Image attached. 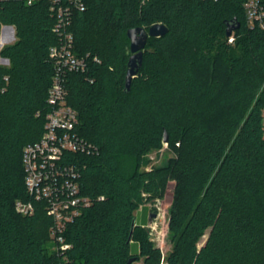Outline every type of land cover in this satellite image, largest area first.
I'll list each match as a JSON object with an SVG mask.
<instances>
[{"label":"trees","instance_id":"obj_1","mask_svg":"<svg viewBox=\"0 0 264 264\" xmlns=\"http://www.w3.org/2000/svg\"><path fill=\"white\" fill-rule=\"evenodd\" d=\"M243 2L86 0L75 12V50L99 61L67 74L68 103L98 152L68 154L93 199L66 231L68 262L53 250L45 203L32 214L16 208L29 198L24 147L44 130L55 18L43 2L2 3L0 30L15 25L17 40L1 50L10 64H0V264H162L146 216L171 180L168 264H264V29L247 26ZM158 22L169 31L149 37L127 92V31ZM165 132L174 155L146 169Z\"/></svg>","mask_w":264,"mask_h":264},{"label":"built area","instance_id":"obj_2","mask_svg":"<svg viewBox=\"0 0 264 264\" xmlns=\"http://www.w3.org/2000/svg\"><path fill=\"white\" fill-rule=\"evenodd\" d=\"M5 1L9 0H0V6ZM25 2L28 5L38 2L47 4L49 13L55 18L52 30L57 34L58 42L51 45L48 51L54 74L46 99L48 108L44 130L38 140L28 143L23 150L22 162L29 198L18 199L16 208L20 213L32 214L36 201L45 203L52 218L49 232L53 250L68 262V251L72 248V243L67 240L66 231L83 209L93 202L90 196L82 192L80 168L69 160L68 154H93L98 152V147L78 131V111L68 103L66 77L69 72H88L90 62L99 61V57L92 56L89 52L78 54L75 50V37L72 31L74 14L86 9V0H25ZM243 7L247 26L250 29H264L263 2L244 0ZM6 30H9L10 41L4 38ZM15 36H17L15 25L1 24L0 51L11 43ZM234 39L233 32L229 36V42H234ZM0 63L10 64V59L2 57L1 52ZM98 198L103 199L104 196Z\"/></svg>","mask_w":264,"mask_h":264},{"label":"rangeland","instance_id":"obj_3","mask_svg":"<svg viewBox=\"0 0 264 264\" xmlns=\"http://www.w3.org/2000/svg\"><path fill=\"white\" fill-rule=\"evenodd\" d=\"M5 32L6 33H4L5 35L4 38L7 41H10L11 38L9 35V30L8 31L6 30ZM16 39L17 36H15L12 42L11 43L9 42L7 45L14 43ZM173 155L174 152L173 149L169 146V142L166 143L163 142V146L160 149L153 148L145 154V157L148 158L150 162L147 166H143V167L149 169L152 165L155 166L166 165L168 159ZM174 185H175V181L171 180L168 185V188L166 189V192L162 197L157 198L154 202H148V209L146 216L147 224L145 227L149 231L151 240L154 242L156 246H159L162 250L164 257V261L162 262V264H168L165 259L173 246L168 223H169L170 210H171L173 193H174ZM150 216L152 217L150 218ZM141 219H142V212L140 210L136 212V221L138 225L141 223ZM150 219H151V223L149 222ZM208 232L209 230L205 233L204 236H202L199 239V245L205 243L208 237ZM132 264H144V259L140 261H136Z\"/></svg>","mask_w":264,"mask_h":264},{"label":"water","instance_id":"obj_4","mask_svg":"<svg viewBox=\"0 0 264 264\" xmlns=\"http://www.w3.org/2000/svg\"><path fill=\"white\" fill-rule=\"evenodd\" d=\"M226 34L231 36L232 33L238 29L241 25L240 21L234 17L232 19L226 20ZM169 27L162 23H154L150 27L146 28L144 26H135L128 29V37L130 38V56L128 60V69L125 78V90L130 91L132 86V81L135 76L138 75L144 58V51L147 47L149 37H160L168 33ZM169 136L165 132L163 142H168ZM152 216H150L151 218ZM151 223V219L149 221ZM136 219L133 220L132 229L136 225ZM134 262V258H130L126 264H131Z\"/></svg>","mask_w":264,"mask_h":264}]
</instances>
